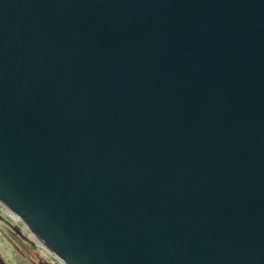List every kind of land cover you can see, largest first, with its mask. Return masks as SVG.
I'll list each match as a JSON object with an SVG mask.
<instances>
[{
  "label": "water",
  "instance_id": "1",
  "mask_svg": "<svg viewBox=\"0 0 264 264\" xmlns=\"http://www.w3.org/2000/svg\"><path fill=\"white\" fill-rule=\"evenodd\" d=\"M0 205L62 264H264V0H0Z\"/></svg>",
  "mask_w": 264,
  "mask_h": 264
},
{
  "label": "rangeland",
  "instance_id": "2",
  "mask_svg": "<svg viewBox=\"0 0 264 264\" xmlns=\"http://www.w3.org/2000/svg\"><path fill=\"white\" fill-rule=\"evenodd\" d=\"M6 212L7 210L0 205V256L6 263L29 264L28 258L33 255L45 263L62 264L32 237L18 217L15 216L16 218L13 219ZM15 229H19V233ZM20 236L25 237L35 246L23 244Z\"/></svg>",
  "mask_w": 264,
  "mask_h": 264
},
{
  "label": "flooded vegetation",
  "instance_id": "3",
  "mask_svg": "<svg viewBox=\"0 0 264 264\" xmlns=\"http://www.w3.org/2000/svg\"><path fill=\"white\" fill-rule=\"evenodd\" d=\"M18 238V236L16 237V239ZM20 238V240H21V242L23 243V244H30L32 247L33 246H35L32 242H30V241H28L25 237H22V236H20L19 237ZM29 264H49V263H45L44 261H42V260H38V258H35L33 255H30L29 256ZM8 264V263H7Z\"/></svg>",
  "mask_w": 264,
  "mask_h": 264
},
{
  "label": "built area",
  "instance_id": "4",
  "mask_svg": "<svg viewBox=\"0 0 264 264\" xmlns=\"http://www.w3.org/2000/svg\"><path fill=\"white\" fill-rule=\"evenodd\" d=\"M10 216H11L13 219L16 218L15 215H13V214H11ZM15 222H17V221H15Z\"/></svg>",
  "mask_w": 264,
  "mask_h": 264
},
{
  "label": "bare ground",
  "instance_id": "5",
  "mask_svg": "<svg viewBox=\"0 0 264 264\" xmlns=\"http://www.w3.org/2000/svg\"><path fill=\"white\" fill-rule=\"evenodd\" d=\"M6 214L11 215L12 213H10L9 211H7Z\"/></svg>",
  "mask_w": 264,
  "mask_h": 264
}]
</instances>
